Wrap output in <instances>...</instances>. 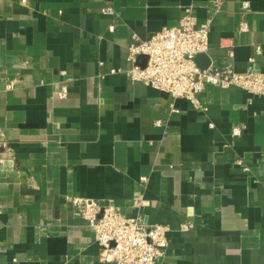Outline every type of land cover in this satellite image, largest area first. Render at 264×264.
I'll list each match as a JSON object with an SVG mask.
<instances>
[{
  "label": "crops",
  "instance_id": "crops-1",
  "mask_svg": "<svg viewBox=\"0 0 264 264\" xmlns=\"http://www.w3.org/2000/svg\"><path fill=\"white\" fill-rule=\"evenodd\" d=\"M187 8L201 69L264 74V0H0V264H106L75 199L167 226L162 264H264V96L203 111L114 73Z\"/></svg>",
  "mask_w": 264,
  "mask_h": 264
},
{
  "label": "built area",
  "instance_id": "built-area-1",
  "mask_svg": "<svg viewBox=\"0 0 264 264\" xmlns=\"http://www.w3.org/2000/svg\"><path fill=\"white\" fill-rule=\"evenodd\" d=\"M113 14L112 9L102 10ZM242 24L241 31H247ZM114 32V27H110ZM210 22L200 24L191 8L184 11L179 25L164 28L148 40L134 38L128 47L127 71H114L125 75L134 83H141L169 95L172 99H184L196 109L205 111L199 97L209 87L223 90L238 88L253 96H264V74L257 72L255 57L249 59L246 73L239 74L232 68L201 69L196 59L209 55ZM260 54L257 48L255 55ZM140 57H146L145 67L139 64ZM59 98L68 97L64 87ZM160 125V123H157ZM234 138L241 136V129L234 128ZM238 165H242L239 161ZM248 171L247 168H245ZM83 219L95 233L100 247V261L106 264H162L169 248V228L165 225H148L141 216L128 219L114 204H101L92 200L75 199ZM143 205H139L141 207ZM188 225L182 230L187 231Z\"/></svg>",
  "mask_w": 264,
  "mask_h": 264
},
{
  "label": "water",
  "instance_id": "water-1",
  "mask_svg": "<svg viewBox=\"0 0 264 264\" xmlns=\"http://www.w3.org/2000/svg\"><path fill=\"white\" fill-rule=\"evenodd\" d=\"M140 59H143L144 60L142 67H145L146 66V63H147V58L146 57H140Z\"/></svg>",
  "mask_w": 264,
  "mask_h": 264
}]
</instances>
